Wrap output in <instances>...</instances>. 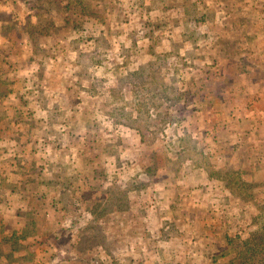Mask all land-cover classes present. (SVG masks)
<instances>
[{
	"label": "rangeland",
	"instance_id": "obj_1",
	"mask_svg": "<svg viewBox=\"0 0 264 264\" xmlns=\"http://www.w3.org/2000/svg\"><path fill=\"white\" fill-rule=\"evenodd\" d=\"M52 2L0 0V264H264V0Z\"/></svg>",
	"mask_w": 264,
	"mask_h": 264
},
{
	"label": "crops",
	"instance_id": "obj_2",
	"mask_svg": "<svg viewBox=\"0 0 264 264\" xmlns=\"http://www.w3.org/2000/svg\"><path fill=\"white\" fill-rule=\"evenodd\" d=\"M0 45H2V40H1V39H0ZM0 47H1V46H0ZM0 57H1V51H0ZM1 71H2V70H1V59H0V74H1ZM3 71H4V70H3ZM232 110H234V108H232ZM232 110H231V111H232ZM192 172H193V171H192ZM195 184H196V183L190 182V186H194ZM167 201H168V202H171L172 199L170 198V200H169V197H168V200L166 199V202H167ZM168 206L171 207L170 204H168Z\"/></svg>",
	"mask_w": 264,
	"mask_h": 264
},
{
	"label": "trees",
	"instance_id": "obj_3",
	"mask_svg": "<svg viewBox=\"0 0 264 264\" xmlns=\"http://www.w3.org/2000/svg\"><path fill=\"white\" fill-rule=\"evenodd\" d=\"M42 1H44V0H42ZM51 2L53 1L54 2V0H50ZM52 2V3H53ZM45 7V6H44ZM40 27H41V25H39ZM223 187V186H222ZM226 188H228L229 190H230V186L228 185V184H225L224 183V189L223 190H227ZM164 231H163V228L161 227V229H160V233L162 234ZM166 233H169V232H166ZM23 239V238H22ZM158 240V239H157Z\"/></svg>",
	"mask_w": 264,
	"mask_h": 264
}]
</instances>
